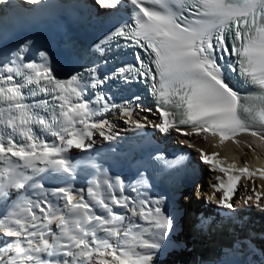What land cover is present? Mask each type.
Here are the masks:
<instances>
[{"label": "snow or ice", "instance_id": "1", "mask_svg": "<svg viewBox=\"0 0 264 264\" xmlns=\"http://www.w3.org/2000/svg\"><path fill=\"white\" fill-rule=\"evenodd\" d=\"M7 2L0 0V4ZM127 2L137 10L134 26L114 27L96 47L123 37L150 50L154 71L138 52L134 53L135 63L117 67L111 75L100 77L95 67L86 69L90 77L87 83L80 74L56 79L46 62L13 60L0 66V73L7 74L0 75V199L6 201L12 191L19 193L28 187L39 189L42 197L35 201L20 198L0 217V235L10 238L0 245V264H153L154 255L165 246L174 225L160 206L162 200L152 201L151 206L144 199L133 202L123 195L120 177L115 182L108 178L90 181L87 194L91 203L84 196L75 195L70 185L45 188L38 180L44 174L52 179H63L65 174L73 176L78 164L68 153L91 148L85 141L92 139L93 130L105 141L116 140L108 121H92L102 112L119 108L126 118L124 123L134 130L147 126L133 119L130 101L118 105L104 91H96L94 99L88 100L85 92L89 88L99 89L117 77L125 83L141 77L157 81L158 77L149 91L160 118L151 126L160 132L175 129L182 135L209 134L219 137L220 143L234 140L241 133L264 139V0ZM25 3L40 6L44 0ZM95 3L102 9L115 10L122 0ZM23 51L22 46L20 52ZM39 55L46 61L45 52ZM236 72L249 85V94L242 95L230 84L228 74ZM14 77L20 80L14 82ZM25 90L32 97L50 96L52 102L41 99L27 103ZM181 125L189 126L192 132L183 131ZM36 129L56 137L60 143H47ZM16 137L22 143H17ZM198 151L204 164L227 175V182L217 176L220 182L212 183V192L206 196L208 202L221 208L234 207L233 195L241 177L251 179L258 175L264 180V169L225 164L218 153ZM182 159L181 156L166 163L174 166ZM144 182L141 174V183ZM117 188L119 197L111 194ZM253 192L254 198L244 197L243 205L264 211V192ZM49 196L63 201V205L53 203ZM130 203L134 206L130 207ZM113 205L146 221L149 227H125V217L115 212ZM94 207L103 214H96ZM36 210L42 215L38 216ZM54 224L58 231L53 230ZM134 228L139 230L133 231Z\"/></svg>", "mask_w": 264, "mask_h": 264}, {"label": "bare ground", "instance_id": "2", "mask_svg": "<svg viewBox=\"0 0 264 264\" xmlns=\"http://www.w3.org/2000/svg\"><path fill=\"white\" fill-rule=\"evenodd\" d=\"M127 4V0H122L120 6L115 10L125 7ZM34 7L35 5L25 3V0H8L7 3L0 4V66L4 65L8 60L6 49L14 36L24 27ZM39 9H50L54 13V18L63 20L68 25H77L79 23L87 24L101 18H108L115 11L98 7L95 0H48L47 4L40 5ZM129 107L133 111V119L140 120L147 125L144 128L148 131V136L144 142L145 145L158 147L157 145L160 142L167 145L169 140H172L171 142L178 141L179 145L185 143L187 152L190 154L192 161L195 162L193 168L182 172L179 178L175 179L172 185L173 187L156 191L140 197L138 200H147L149 206H151V202L154 200H162L160 206L173 219V228L185 227L184 229L186 230V220L191 216L189 215L191 210L194 209V207L191 209V196L193 195L194 197L199 191L197 190L192 194L183 192L177 198L178 192L180 190H187L193 182L194 175H200V171L203 172L207 169L209 175L206 176V180L202 181L203 186L200 188V191L203 192L199 194V203H202L198 205L199 208L196 210L202 212L205 210L207 212L216 210L217 213L222 214V217L220 216L218 220L213 221L209 230L205 233L195 231L196 228L191 229L188 234L187 230L186 232L184 231L185 234L181 233V240L178 241L180 249L173 248L171 242L176 240L173 239V236L171 239L168 237L163 249L154 255L153 264H249L252 262L254 264H264V211L259 209L257 211L255 207L254 209L248 210V206L242 203V199L248 195H252L254 198L253 189L264 192V180L259 178L258 175L251 179L241 177V180L237 184L236 192L233 195L234 207L232 209L221 208L216 204L208 202L206 196L212 192L211 184H218L220 182L216 180V177L219 176L221 180L227 182V175L218 169H214L212 165L204 164L200 159V152L198 151V149H202L208 154L213 152L218 153V158L224 161L225 164L235 163L237 167L247 166L250 170L258 168L264 169V139H261L259 136H252L250 133H241L234 140H227L220 143L219 137L209 134L182 135L175 129H170L168 132L162 133L151 126L152 123L160 122L159 114L156 112L157 105L138 102ZM146 109H151L152 111L149 112ZM124 119L126 118L121 115L120 110H113L109 114L97 117L92 121L100 122L106 120L112 125V133L116 134V136H122L129 130L134 129L132 125L125 124ZM77 127H80V125ZM180 127L185 132H192L190 127ZM93 133L92 139L85 141L86 144H91L93 147L105 141L97 130H93ZM42 140L49 144L58 145L60 143L56 137H49ZM17 143H22V140L17 141ZM79 151L81 150L72 149L68 155L71 156ZM140 151L142 149L136 152ZM127 160H124L123 164ZM232 174L238 175L239 173ZM104 177L106 175L102 173L100 178L95 177L94 179L101 180ZM25 190H20L19 193L12 191L11 196L6 201L0 199V215L15 200L22 197L25 194ZM219 195H222V192L217 193V196ZM131 206L134 205L130 203ZM221 209L223 211L229 210V212L227 214L223 213ZM113 210L125 217L123 222L125 227L129 226V224L139 225L140 229L149 227L146 221L132 216L126 209L119 208ZM54 225L52 226L53 228ZM138 230L136 228L133 229V231ZM98 235L103 236V233H98ZM9 239L0 235V245ZM229 244L234 246L232 250H229L231 248Z\"/></svg>", "mask_w": 264, "mask_h": 264}, {"label": "rangeland", "instance_id": "3", "mask_svg": "<svg viewBox=\"0 0 264 264\" xmlns=\"http://www.w3.org/2000/svg\"><path fill=\"white\" fill-rule=\"evenodd\" d=\"M192 154H193V153H192ZM202 167H203V166H202ZM204 167H205V166H204ZM207 175H209V174L207 173V169H206V171H203V172L200 171V178H202V180H203V179L206 180V176H207ZM191 198H195V195H194V197H193V195H192ZM188 202H189V201H188ZM184 228H185V227H184ZM184 228H183V227H181V228H173L172 233L169 235V238H170V239H171V237L173 236V239L177 241V243H176V241L171 242L173 248H175V249H180V245H179L178 241L181 240V233H184V234H185V232H186V230H185ZM184 231H185V232H184ZM182 237H184V236H182ZM177 245H178V246H177Z\"/></svg>", "mask_w": 264, "mask_h": 264}, {"label": "water", "instance_id": "4", "mask_svg": "<svg viewBox=\"0 0 264 264\" xmlns=\"http://www.w3.org/2000/svg\"><path fill=\"white\" fill-rule=\"evenodd\" d=\"M195 180H196V177H195Z\"/></svg>", "mask_w": 264, "mask_h": 264}]
</instances>
